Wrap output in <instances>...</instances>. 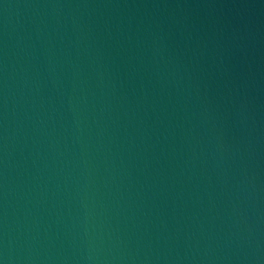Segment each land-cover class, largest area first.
<instances>
[{"label": "water", "instance_id": "water-1", "mask_svg": "<svg viewBox=\"0 0 264 264\" xmlns=\"http://www.w3.org/2000/svg\"><path fill=\"white\" fill-rule=\"evenodd\" d=\"M0 264H264V0H0Z\"/></svg>", "mask_w": 264, "mask_h": 264}]
</instances>
